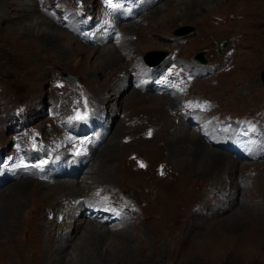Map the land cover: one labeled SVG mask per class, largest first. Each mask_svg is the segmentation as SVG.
Segmentation results:
<instances>
[{
    "label": "rangeland",
    "instance_id": "374dc122",
    "mask_svg": "<svg viewBox=\"0 0 264 264\" xmlns=\"http://www.w3.org/2000/svg\"><path fill=\"white\" fill-rule=\"evenodd\" d=\"M189 1L162 0L154 3L153 7L140 14L146 17L139 26L132 23L137 22L140 15L120 22L113 20L110 26L113 28V36L108 37L104 45L119 46L117 37L121 33L118 32L126 26L132 24L133 28L138 29L126 27V32L130 34L126 37L130 42L124 46L128 50L126 59L121 58L120 66H108L98 50L102 45L96 40L100 35L104 37V32L108 30L99 34L98 29L94 30L98 27L92 28L98 18L96 12L100 8L99 0H78V4L84 6L83 18L70 19L79 28L96 31V39L93 41L76 37L48 18L50 16L46 10H50L48 8L53 4L61 10H71L73 17L79 11L74 0H33L31 4L24 0H0L2 153H11V145L17 140L20 146L29 150L26 144L29 139H33L42 151L30 160L22 159V166L30 167V162L41 160L48 150L56 149L57 143L52 146L51 143L57 137L62 139L66 136L61 124L79 128L85 122L97 125L96 117H91L92 111H97L108 131L92 159H84L86 165L83 167L75 164L68 170L62 163L57 170L68 174L75 171L73 174L79 175L93 161L97 162L96 168L103 166L102 161L105 159L110 172L105 176L95 170L92 175L100 185L87 180L81 185L85 192L79 197L85 196V201L101 196V205L107 202L105 208L108 214L93 220L87 214L88 210H82L78 214L79 218L85 222L84 225L90 221H94V224L99 222L104 231L124 220L131 222L128 231L109 233L99 238L90 237L84 243L86 246L79 242L84 225L80 231H76V235L68 229L72 239L67 242L68 246L62 254H56L53 248L58 244L53 240L50 242L45 233L65 221L68 224L71 222L63 214L68 206L73 208L75 205L77 199L73 198L78 196L73 194L78 189L73 192L50 193L34 201L31 189L28 191L31 192L29 197H26V205L33 201V208L17 217V220L21 219L22 225L13 229L9 237H18L17 244L10 240L0 242V264H70L68 256L77 244L82 247V253L79 256L75 254L76 258L71 264H264V158L256 161L234 159L230 149L236 125L227 128L220 126L215 131L206 126L210 133L207 137L209 140H205L206 145L215 152L224 153L228 161L219 165L207 164V170L197 164L187 163L184 159L176 163L169 153L176 136H170L164 130L155 137V127L146 122V119L153 116H171L173 120L176 119V124L179 114L189 110L190 105L204 102L212 107L205 116L213 127L216 119H247L264 129V0H199L194 8L189 7ZM135 2L125 0L124 7H131ZM258 6L263 11L261 18H256ZM109 18L112 19L111 16ZM36 20L39 23L34 27L32 25ZM86 20L90 25L82 23ZM46 24L59 31L60 40L53 43L39 36L38 30H44ZM163 56L164 59L158 65L165 63L166 71L170 69L168 58L171 57L176 58L182 67L196 64L194 61H202V67L208 69V73L196 76L192 82H197V85L193 86L191 82L189 89L180 95H161L149 90L140 95L132 91L136 81L132 76L135 68L130 66L135 63L132 57L136 61L140 60L143 68L145 65L150 66L146 58L156 64L159 57ZM165 59L168 61L165 62ZM174 68H179L177 63ZM157 69L155 76L158 77L159 69L162 70ZM184 69L180 68L181 71ZM114 75L118 78L127 76L123 80L124 91L113 97V101L105 108L96 102V98L109 95L111 91L108 86ZM66 76L71 77L75 83ZM153 96L163 98L168 109L174 101L175 109L165 113L160 106L161 99L156 100ZM100 109L103 113L99 112ZM123 116L126 117V123L123 121L120 124ZM139 123L143 124L138 128ZM185 124L189 137H193V133L198 134L196 128H193V122L191 125L189 122ZM162 140L166 146L163 149L165 152L161 148ZM256 148L259 149L258 154L264 155L263 145L253 142L250 150L257 152ZM25 152L27 155L33 154ZM246 155L247 159L251 154L246 152ZM124 156L129 158L123 161ZM16 162L14 159L13 163ZM141 164L144 166L141 167ZM30 171V175H24L23 179H17L0 192V212L4 210L5 216L12 206L11 196L15 188L11 186L26 180L40 184L34 177L32 179L33 170ZM54 180L75 181L77 178L64 176ZM43 185L42 182L37 186L46 190ZM163 194L166 196L163 197ZM165 199L168 207L166 212L163 209ZM159 213L166 216L159 220ZM110 214L117 218L110 221Z\"/></svg>",
    "mask_w": 264,
    "mask_h": 264
},
{
    "label": "bare ground",
    "instance_id": "6f19581e",
    "mask_svg": "<svg viewBox=\"0 0 264 264\" xmlns=\"http://www.w3.org/2000/svg\"><path fill=\"white\" fill-rule=\"evenodd\" d=\"M26 2H28V4L32 3L31 1L33 0H24ZM157 1V2H156ZM159 1H162V0H143L142 3L140 4H136V5H133V6H129V8H127L125 10V18L126 20H129V19H132V18H136L137 16H139L140 14H142V12L148 8H151L153 7L154 3H158ZM189 1V0H188ZM239 1V0H237ZM199 0H190L188 2V5L190 8H194L196 7V5L198 4ZM256 2V1H255ZM170 3V2H169ZM169 5V4H168ZM151 10V9H150ZM262 8L261 7H257V10H256V18H261L262 17ZM144 13V12H143ZM146 16L144 15H140V18L137 19V22L135 23H132L134 24L135 26H139L142 24L144 18ZM111 19V18H110ZM136 20V19H135ZM259 21V20H258ZM115 22V21H114ZM117 22V21H116ZM34 24L32 26L36 27L39 23L38 20L34 21L33 22ZM40 23H42V21H40ZM119 24V23H118ZM129 25V26H126L127 28H131V29H135L133 28V26ZM128 25V24H127ZM115 26V25H114ZM85 27V26H84ZM126 27L123 29V30H120V32L118 33H121L120 36H118L117 38H119L118 41H120L119 43V46H116L114 44H110V45H104V41L109 37H112L113 34H112V29H107L108 31L104 32L106 34L105 37H102L100 35V37H98L96 40L98 42H100V44L102 45L101 48H99L98 50H100L99 53H101L100 55L102 57H104V61L105 63L108 65V66H115V65H119V62L121 64V61L123 59H126V56H127V53H128V50H126L124 48V46L126 44H128V39H126V37L128 35H130L129 33L126 32ZM39 28V26H38ZM44 30L41 28V30H38V33H39V36L42 37V38H45L47 41H50V42H57L58 40L61 39V35L59 33L58 30H55L53 26L49 25V24H46L45 27H43ZM119 28V27H118ZM138 29V28H136ZM30 30V29H29ZM87 30L86 28L83 29V31ZM118 31V30H117ZM27 33H29V31L27 30ZM134 33V32H133ZM137 33V32H136ZM135 34V33H134ZM116 35V34H115ZM63 37V36H62ZM66 37V35H65ZM137 40L139 41L140 40V37H138L137 35ZM63 39V38H62ZM96 41V42H97ZM80 48V47H79ZM156 55H159V54H156ZM165 56L163 57H159V60L157 62L156 65H158L163 59H164ZM133 62H135L134 64L132 63L130 66L132 68H135L134 70V75L133 78L136 79V84L134 83L133 85V89L132 91H136L138 92L140 95L142 94V92L146 91V88L148 85H150V83L147 82L148 79H151V80H156L158 79L157 76H155L156 72L158 71L157 68H154V69H143L142 66H141V63H140V60L136 61L137 59L135 57H132ZM146 62L147 64L151 65L150 61H148V58H146ZM195 63L199 64V62L201 63L202 61H194ZM155 65V66H156ZM120 66V65H119ZM129 67V66H128ZM184 67V66H183ZM141 70H140V69ZM127 70V69H126ZM131 70V69H130ZM124 73L126 74L127 72H125V69L123 70ZM122 71V72H123ZM133 72V71H132ZM127 76H125L124 78H118L117 75H114L112 76V80H111V83L109 84L108 86V90H110L111 92L109 93L108 96H104L102 95V97H97L96 98V102L102 104L105 108H106V105L108 103H110L111 101H113V97L119 95L120 93H122L124 91V79L126 78ZM66 78L71 81L72 78L71 77H67ZM140 79V83L137 82L138 80ZM73 82V81H71ZM197 82H192V85L194 86ZM197 85V84H196ZM191 86V85H190ZM112 87V88H111ZM195 89V88H194ZM193 90V89H192ZM103 92H106V91H103ZM186 92V91H185ZM195 92V91H194ZM136 93L135 95L138 96ZM188 94V93H187ZM87 96V95H86ZM156 98V100H160V106L161 108L164 110V112H168V110L172 111L175 109V103L173 101V104L172 105H169V109L166 108V105L164 104L163 102V98H159V96H153ZM198 97V96H197ZM201 97V96H200ZM183 99H185L184 97H182ZM202 99V98H201ZM194 100V99H193ZM198 100V99H197ZM189 102V101H188ZM192 102V101H191ZM199 102V101H198ZM94 103V102H93ZM197 103V102H196ZM200 103V102H199ZM183 104V103H182ZM192 104V103H191ZM218 105V104H217ZM211 106V105H209ZM213 106V104H212ZM102 107V106H101ZM102 107V108H104ZM96 108V107H95ZM98 108V107H97ZM212 107H208L206 109H204V112L201 114V117L202 118H205V119H208L206 116H205V113H207V111L211 110ZM99 109V108H98ZM183 109V108H182ZM187 109V108H186ZM214 110V109H213ZM187 111V110H186ZM100 113H103L102 109L99 110ZM182 112V111H181ZM212 112V111H211ZM215 112V111H214ZM114 113H116V111H114ZM221 113V112H219ZM105 114V113H104ZM213 114V113H212ZM107 117L110 118V115L108 113H106ZM94 116L96 117L97 119V122H98V126L96 128H99L100 130L99 131H96V132H93L94 135L98 134V133H103L104 134L108 131L107 129V126L103 125L105 123L102 122L101 118H100V114H97V111L94 112ZM133 117V116H132ZM125 119L126 117H122L120 119V124H123V121L124 123L125 122ZM131 119V118H130ZM138 119V118H137ZM136 119V120H137ZM135 120V119H134ZM176 120V119H174ZM173 118H171V116H165V118H162L160 116H153V118H150V119H146V122L147 123H150L151 126L153 125V127H155V130H154V136L156 134H160L162 133L164 130L168 131L169 135L170 136H176V140L174 141V144L172 146H170V155H171V159H173V162H176V163H180L183 159L187 162V163H194V164H197V166H201V167H204L205 170H207V164H210V165H219L220 163H224L226 161H228V157L226 155H224V153L221 152L218 153V152H215L214 150H211L207 145H206V142H205V139H204V136L207 135L208 131H207V127H211L209 124H205L207 121L204 120V119H201L197 112L195 111V109L193 107H190L189 108V112L188 113H184L183 115L182 114H179L178 116V121L177 123L175 124ZM183 120V121H182ZM59 121V120H58ZM129 121V119H128ZM138 121V120H137ZM133 122V121H132ZM185 122H189V125H191L190 123L193 122L194 126L193 128L195 129L196 128V132L198 134H195L193 133V137H189L190 135H188V128L186 127V124ZM119 123V122H118ZM52 124V123H51ZM143 123H139V125L137 126L138 128L140 127V125H142ZM48 126V125H47ZM46 126V127H47ZM178 126V127H177ZM40 127V126H39ZM71 127V126H69ZM56 128V127H55ZM137 128V129H138ZM144 128V127H143ZM192 128V129H193ZM190 129V128H189ZM102 130V131H101ZM149 130V129H148ZM130 131V130H129ZM134 131V130H133ZM136 131V130H135ZM152 131V130H151ZM150 131V132H151ZM57 134V133H56ZM88 134V132H87ZM86 134V135H87ZM90 134V133H89ZM103 134V135H104ZM152 134V132H151ZM40 135V134H39ZM38 135V136H39ZM43 135V134H42ZM65 135V134H63ZM94 135L91 136V138H95ZM113 135V134H112ZM112 135L109 137V139L112 137ZM126 135V134H125ZM124 135V136H125ZM214 135V134H213ZM41 136V135H40ZM53 136V135H52ZM62 136V135H61ZM133 136V135H132ZM156 137V136H155ZM63 138V137H62ZM102 138L103 137H98V143L100 144L101 141H102ZM44 139V138H43ZM130 139V138H129ZM46 140V139H45ZM41 141H42V138H41ZM204 142V143H200V142ZM50 142V141H49ZM108 142V141H107ZM136 142V141H134ZM163 143L162 145V150L164 148H166V146H164V142L163 140L160 141ZM41 143V142H40ZM156 143V142H155ZM50 144V143H49ZM151 144V143H150ZM160 144V143H159ZM158 144V145H159ZM106 145V144H105ZM46 146V145H45ZM44 146V147H45ZM104 146V145H103ZM160 146V145H159ZM158 146V147H159ZM157 147V148H158ZM159 148V149H161ZM1 147H0V153L2 152L1 151ZM98 148L97 147H94L91 149L89 155L86 157V159L90 158L89 161L92 159L93 157V153L94 151H96ZM45 151V150H44ZM164 151V150H163ZM162 151V152H163ZM256 151L258 153L259 149L256 148ZM131 152V151H130ZM137 152V151H135ZM165 152V151H164ZM43 153V152H42ZM132 153V152H131ZM130 153V154H131ZM46 154V153H45ZM133 154V153H132ZM100 155V154H99ZM127 155V154H126ZM262 155V154H261ZM109 156V155H108ZM107 156V158H108ZM131 156V155H130ZM39 157V155H38ZM245 157H247V155L245 154ZM251 157L248 156V158ZM126 158H129V157H126L124 156L123 157V161L126 160ZM32 159V158H31ZM88 161V162H89ZM96 163L95 161H93L90 165H87V168H85V170H83V172L81 171V176L80 174L79 175H76L75 178H77V180L75 181H69V180H50L48 179L47 176L51 177L50 174L46 173V171H48V169H53L55 167L58 166V163L57 162H53V163H50L46 166H41L40 168L38 169H35L33 170V173H32V179L33 177L37 180V181H40V184H42V182L44 183L43 186H45L46 190L44 189H41L39 188L37 185H40L38 183H36L35 181H29V180H26V181H21L19 183H16L14 184L13 188L14 191H13V195L11 196V199H13V201L10 203L12 206H10V210H9V214L7 216H5V211L4 210H1L0 212V242L2 241H9L11 243H16V238L18 237H10L11 235V232L13 231V229L15 228H19L20 225H22V221L20 219L17 220V217H20V213H23V212H27V210H30L31 208H33V201L35 198H38V197H45V196H48L50 195V193H58V192H73L75 189L77 190L78 189V192L77 193H74L73 195L74 196H78L77 198H73V200H76V203L75 205L72 207H67L66 210L64 211V218H67V219H70V223L68 224L66 221L63 222L62 224H58L56 226V229H52V231H47V234L48 235V238H50V242L53 240L55 241L58 245H56V247L53 248V253H56V254H62L64 252V250L67 248L68 244L67 242L69 240L72 239V233L68 232V229H71L73 230V233L76 235L78 232L76 231H80V228L83 227L84 223L85 222H82V218H79V213L82 211V210H89L88 208H85L84 207V200L82 198H80V194H83L82 192L84 191V189L81 187L82 183H86L87 180H92L93 184L94 185H100V182H97L95 180H97L96 178H93V175L92 173H94V171H98L99 175H107L110 170H109V166H108V162L105 161H102V164L103 166L101 167H98L96 168ZM77 166L79 167H83L86 165V163L83 161V160H77L76 162ZM106 164V165H105ZM195 166V165H194ZM221 166V165H220ZM64 167L66 170H68V168H70V166H68V164H64ZM175 168V167H174ZM195 168V167H194ZM184 169V167H183ZM179 170V169H178ZM199 170V169H198ZM190 171V170H189ZM197 171V170H196ZM200 171V170H199ZM49 172V171H48ZM64 173H66L65 171H63ZM75 172V171H74ZM73 172V173H74ZM183 172H185L183 170ZM31 174V171L28 170V169H19V170H15L9 174H5V173H2L0 171V192L3 191L4 189H6L9 185H11L10 183H14L17 179L21 180L24 178V175L28 176ZM176 174V173H175ZM10 177H9V176ZM185 175V174H183ZM180 176V175H179ZM181 177V176H180ZM64 179V178H63ZM131 179V178H130ZM18 180V181H19ZM100 180V178H99ZM176 181V180H175ZM8 184V185H6ZM57 184V185H55ZM53 185H55L53 187ZM79 185V186H78ZM85 185V184H84ZM83 185V186H84ZM88 185V184H87ZM91 186V185H90ZM97 186V187H98ZM42 187V186H40ZM52 187V188H50ZM89 187V186H87ZM102 187V186H100ZM49 188V189H47ZM31 189H33V192H32V196H33V201H31L28 207V205H26V197L29 195V192L28 191H32ZM100 189V188H99ZM105 189V188H104ZM163 190V189H162ZM96 191V190H95ZM101 191V190H100ZM85 192V191H84ZM93 194V192L91 193V195ZM99 194V193H97ZM103 194V193H102ZM114 194V193H113ZM117 194V193H116ZM127 194V193H126ZM72 195V196H73ZM111 196V195H110ZM163 197L166 196L165 194L162 195ZM29 197V196H28ZM61 197V195L59 196ZM89 197V196H88ZM87 197V198H88ZM93 197V196H92ZM116 197V196H115ZM120 197V196H118ZM102 198V197H101ZM106 198H108V196H106ZM49 199V198H48ZM127 199V198H126ZM37 200V199H36ZM39 200V199H38ZM163 200V199H162ZM170 200V199H169ZM11 201V200H10ZM40 201V200H39ZM108 201V200H107ZM168 201V200H167ZM110 203V201H108ZM111 204V203H110ZM170 206L172 204L169 203ZM36 205V204H35ZM163 205H164V210L166 212V207L167 206V202H166V199L165 201L163 202ZM161 206V205H160ZM36 207H38L36 205ZM41 206H39L40 208ZM44 206L42 205V208ZM51 207V206H50ZM56 207V205H55ZM58 207V206H57ZM171 208V207H170ZM9 209V208H8ZM57 209V208H56ZM158 209V208H157ZM37 210V208H36ZM40 210V209H39ZM120 210V209H118ZM20 211V212H19ZM38 212V211H37ZM41 212V211H40ZM85 212V213H86ZM131 212V211H130ZM114 213V212H113ZM164 213V212H163ZM38 214V213H37ZM36 214V215H37ZM84 214V213H83ZM160 214V213H159ZM61 216V215H60ZM86 216V215H85ZM161 217H159V220H162V216H166V214L162 215V213L159 215ZM111 214L109 215V218L111 219V221L114 220V218H117L116 217H112ZM154 217V216H153ZM63 218V220H64ZM86 219V218H85ZM91 219V218H90ZM123 219V218H122ZM98 220V219H96ZM116 221V220H115ZM94 222V221H93ZM92 221H90V223L88 222L87 224L88 225H84V228H83V233L81 234V236L79 237V242H83L81 243L82 245H85L84 243H86L88 241V238L90 237H104V236H107L109 233H112V234H118V233H121V232H124V231H128L129 230V223L131 222H127L126 220H124L122 223L120 224H115L114 226L112 225V228L110 229H107V231H104L102 230V226L99 225L97 222L96 224H94ZM103 222V221H102ZM117 223V222H116ZM54 224V223H53ZM57 224V223H56ZM51 224L49 225H46V226H50ZM99 225V227H98ZM106 226V225H105ZM111 226V225H110ZM169 227V226H168ZM139 228V227H138ZM38 229V228H37ZM16 230V229H15ZM39 230V229H38ZM41 231V230H40ZM137 231V230H136ZM85 232V233H84ZM38 233V232H37ZM41 233V232H40ZM13 234V233H12ZM33 234V233H32ZM39 234V233H38ZM44 234V235H45ZM33 237V236H32ZM23 238V237H22ZM21 238V239H22ZM59 238V239H58ZM20 240V239H19ZM168 240V239H167ZM26 241V240H25ZM21 241H19L20 243ZM30 242V241H28ZM48 242V241H47ZM170 242V241H169ZM26 243V242H25ZM34 243V241H33ZM36 243V242H35ZM55 243V244H56ZM10 244V243H9ZM17 244V243H16ZM24 244V243H23ZM14 245V244H13ZM26 245V244H25ZM30 245V244H28ZM27 245V246H28ZM80 244H77V246L75 245V248L74 250L72 251L71 254H69V259L72 263L73 259L76 258L75 254L78 253V256L79 254L82 253V247L79 246ZM8 246V245H7ZM22 246V244H21ZM26 246V247H27ZM86 246V245H85ZM32 247V246H31ZM5 249V248H4ZM25 249V247H24ZM26 250V249H25ZM36 250V249H35ZM27 251V250H26ZM51 252V251H50ZM25 253V252H24ZM50 254V253H49ZM29 255V254H28ZM20 259V258H19ZM26 259V258H25ZM34 259V258H32ZM62 259V258H61ZM27 260V259H26ZM31 261V260H30ZM35 261V260H34ZM69 262V261H67ZM30 264V262H28ZM70 263V264H71ZM69 264V263H68Z\"/></svg>",
    "mask_w": 264,
    "mask_h": 264
},
{
    "label": "water",
    "instance_id": "95a60500",
    "mask_svg": "<svg viewBox=\"0 0 264 264\" xmlns=\"http://www.w3.org/2000/svg\"><path fill=\"white\" fill-rule=\"evenodd\" d=\"M150 63H151V65H150L151 67H153V66H155V65L157 64V63L155 64V63H153V62H150ZM262 77H263L262 79H263V81H264V70H263V73H262Z\"/></svg>",
    "mask_w": 264,
    "mask_h": 264
},
{
    "label": "snow or ice",
    "instance_id": "6c2138e0",
    "mask_svg": "<svg viewBox=\"0 0 264 264\" xmlns=\"http://www.w3.org/2000/svg\"><path fill=\"white\" fill-rule=\"evenodd\" d=\"M140 166H141V167H143L144 165H143V164H141Z\"/></svg>",
    "mask_w": 264,
    "mask_h": 264
}]
</instances>
